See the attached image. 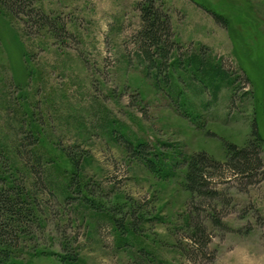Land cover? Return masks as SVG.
<instances>
[{"label":"rangeland","instance_id":"1","mask_svg":"<svg viewBox=\"0 0 264 264\" xmlns=\"http://www.w3.org/2000/svg\"><path fill=\"white\" fill-rule=\"evenodd\" d=\"M12 2L0 4V188L22 187L35 222L0 264H264V169L214 174L212 199L185 183L193 155L225 164L253 124L264 162V0H156L176 43L167 83L136 59L140 0Z\"/></svg>","mask_w":264,"mask_h":264},{"label":"trees","instance_id":"2","mask_svg":"<svg viewBox=\"0 0 264 264\" xmlns=\"http://www.w3.org/2000/svg\"><path fill=\"white\" fill-rule=\"evenodd\" d=\"M0 4L10 11H14L17 6L18 9L21 8L20 4H15L12 0H0ZM137 7L142 23L140 30L133 37L136 59L145 65L147 71H155L156 76L160 75L161 81L167 83L170 81L168 72L171 68L169 67L170 56L176 47V43L173 41L170 16L161 6L157 5L156 0H140ZM30 15H33L32 11ZM39 21L43 27L54 29L55 24L49 20L48 16L40 15ZM251 136L252 140L244 148L227 145L228 159L225 164L214 161L205 152L193 155L187 161L185 175L186 190L191 196L206 200L218 195L211 186L214 181L213 175L216 176L218 172L221 174V171L225 169L232 172L234 176H238L243 182H252L259 171L264 169V162L261 158L263 139L256 129V124L252 125ZM31 137L29 145L34 146L35 140ZM122 142L131 155L144 159L152 169L156 168L157 162L162 164L163 159L158 154L155 155V158L148 159L150 156L148 145L137 143L134 146L126 139H123ZM33 171L36 170L33 169ZM38 178L41 179L39 174ZM76 179L75 181H77ZM5 180L3 183H6ZM6 181L8 183V180ZM7 183L6 187L0 188V246L15 248L19 245L21 235L26 234L28 228H32L31 225H34L35 210L28 202L27 194L22 187L20 188L14 183ZM212 221L221 225V222L216 218ZM192 224L191 240L193 245L203 249L209 241L206 230L198 220L193 219ZM8 257L9 254L5 249L0 250L1 260Z\"/></svg>","mask_w":264,"mask_h":264}]
</instances>
